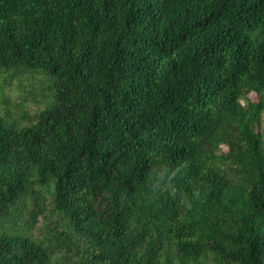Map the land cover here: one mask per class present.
Returning <instances> with one entry per match:
<instances>
[{
	"label": "trees",
	"instance_id": "obj_1",
	"mask_svg": "<svg viewBox=\"0 0 264 264\" xmlns=\"http://www.w3.org/2000/svg\"><path fill=\"white\" fill-rule=\"evenodd\" d=\"M16 81L0 264H264V0H0Z\"/></svg>",
	"mask_w": 264,
	"mask_h": 264
},
{
	"label": "rangeland",
	"instance_id": "obj_2",
	"mask_svg": "<svg viewBox=\"0 0 264 264\" xmlns=\"http://www.w3.org/2000/svg\"><path fill=\"white\" fill-rule=\"evenodd\" d=\"M24 83H26L27 81H23ZM17 85H18V82H14L13 86H6V87H3V88H0V96L1 95H4L6 97H8L12 102L15 101V102H20L21 101V92L23 88H17ZM14 105V103H12ZM14 110H17L16 108H12ZM25 110V108H22L21 110ZM227 149L226 147L222 146L221 147V152H225Z\"/></svg>",
	"mask_w": 264,
	"mask_h": 264
}]
</instances>
